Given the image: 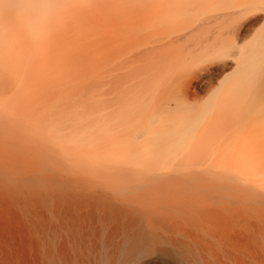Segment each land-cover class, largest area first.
<instances>
[{
    "label": "bare ground",
    "instance_id": "bare-ground-1",
    "mask_svg": "<svg viewBox=\"0 0 264 264\" xmlns=\"http://www.w3.org/2000/svg\"><path fill=\"white\" fill-rule=\"evenodd\" d=\"M81 3L0 0V264H264V0H118L109 56ZM154 37L229 51L149 85Z\"/></svg>",
    "mask_w": 264,
    "mask_h": 264
},
{
    "label": "rangeland",
    "instance_id": "rangeland-1",
    "mask_svg": "<svg viewBox=\"0 0 264 264\" xmlns=\"http://www.w3.org/2000/svg\"><path fill=\"white\" fill-rule=\"evenodd\" d=\"M140 1L143 2L144 0ZM117 3L118 0H83V3L77 5L78 14L74 15L68 12L62 19L63 15H61L57 7H54V15L58 20L63 21V24L66 25L64 27L69 28L68 30H70L73 35H76L75 39H85L92 42L98 55L109 56L112 52L117 51V47L120 50L139 49V43L128 44L122 38L116 36L114 23ZM84 12L88 20L92 19L97 25L90 24L91 27L89 25L84 27V25L83 28L79 29V26L85 23L83 16ZM197 14L198 13H192L186 15L178 23L171 26L159 27V29L148 26L147 31L150 32V35L154 34L155 31H160L161 33L163 32V36H165L189 30L185 29V27L196 22L195 19ZM155 38L156 37L151 38L147 42V65L143 69H138L137 71H139V73H135L136 76L143 77L144 79L147 78L149 85L161 84L163 80L165 84L181 85L182 77L193 73L202 64H206L214 59H226L227 55L225 54H228L229 51V45L227 44L222 54H204L201 57L198 56L197 51L194 50L195 45L192 43L185 41L172 42L169 39L161 40V38ZM262 59H264V49ZM229 62L233 61L229 60ZM152 73H156L161 77L156 76L157 79L151 76L149 77ZM231 73L232 72H228V74L217 76L212 85L216 87L229 84L231 78L234 76L228 78L227 76Z\"/></svg>",
    "mask_w": 264,
    "mask_h": 264
}]
</instances>
